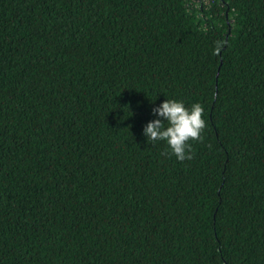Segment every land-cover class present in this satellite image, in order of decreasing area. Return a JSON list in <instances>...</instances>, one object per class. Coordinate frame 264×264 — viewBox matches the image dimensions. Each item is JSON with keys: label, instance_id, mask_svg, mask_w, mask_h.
I'll use <instances>...</instances> for the list:
<instances>
[{"label": "trees", "instance_id": "1", "mask_svg": "<svg viewBox=\"0 0 264 264\" xmlns=\"http://www.w3.org/2000/svg\"><path fill=\"white\" fill-rule=\"evenodd\" d=\"M0 264H264V0H0Z\"/></svg>", "mask_w": 264, "mask_h": 264}, {"label": "clouds", "instance_id": "2", "mask_svg": "<svg viewBox=\"0 0 264 264\" xmlns=\"http://www.w3.org/2000/svg\"><path fill=\"white\" fill-rule=\"evenodd\" d=\"M152 111L159 118L144 127L147 141L165 142L167 149L161 155L175 156L180 162L192 160L195 153L191 142H201L206 128L202 105L194 103L188 108L182 101L166 99Z\"/></svg>", "mask_w": 264, "mask_h": 264}]
</instances>
